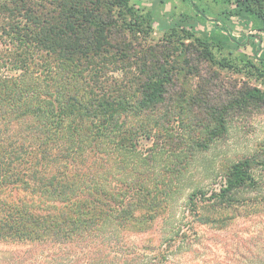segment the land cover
I'll use <instances>...</instances> for the list:
<instances>
[{
  "label": "trees",
  "instance_id": "1",
  "mask_svg": "<svg viewBox=\"0 0 264 264\" xmlns=\"http://www.w3.org/2000/svg\"><path fill=\"white\" fill-rule=\"evenodd\" d=\"M151 1L140 14L132 0H0V244L29 248L0 251V264L169 263L218 210L262 188L264 159L229 163L219 188L187 194L190 214L172 216L159 246L130 241L157 223L171 185L225 137L231 115L264 103L254 87L217 101L200 74L204 88L187 99L170 63L140 58L127 39L177 31L199 60L223 70L238 61L264 81V0H226L214 20L204 0H187L190 13L175 18L159 13L165 0Z\"/></svg>",
  "mask_w": 264,
  "mask_h": 264
},
{
  "label": "rangeland",
  "instance_id": "2",
  "mask_svg": "<svg viewBox=\"0 0 264 264\" xmlns=\"http://www.w3.org/2000/svg\"><path fill=\"white\" fill-rule=\"evenodd\" d=\"M132 3L139 9L140 14H146L152 9L151 0H132ZM201 4L210 9L209 19L211 20L218 18V14L222 11L231 8L226 0H204ZM158 11L160 14L170 13L173 18L190 13L187 0H165V4H161ZM206 26L211 29L213 22H206ZM171 33L173 31L163 34L153 30L150 35L143 36V34L135 35L127 32V39L140 58L146 60L152 54L160 60L169 62L170 65L167 68H172V72L177 74L176 91H186L187 99L198 94L202 79L208 84L211 82L208 88L217 101L224 102L232 96L239 97L240 91H245L247 87L264 91L263 79L256 74L252 75L244 64L236 61L239 67L236 65L235 70L219 69L199 60L195 54L186 52L185 46L189 44V41L183 40V33L176 31V34L170 35ZM234 35L237 37L241 35L236 25ZM5 48L0 46L3 54ZM246 54L251 55L252 49H247ZM193 57L197 61L193 62L191 70L198 68L199 73H195L196 75L189 71L187 64ZM134 67L135 65L130 62L126 68L127 72L133 73ZM113 68L111 76L119 77V79L125 76L119 73V69ZM199 74L202 79L197 77ZM204 86L205 84L202 87ZM144 144L147 147L152 146L151 141H146ZM143 155H146V151ZM252 156H260L264 159V103L261 107L251 106L247 110L237 111L231 115L225 137L214 144L200 160L190 165L187 171L178 176L176 179L178 182L171 185L175 194L167 201V205H161L158 212L156 211L157 223L150 226L140 225L128 235L130 241L141 248L159 246L163 239V232H167L170 228L172 216L181 217L182 214H190L185 198L196 184L208 185V191L211 192L221 186L225 165ZM155 161L154 172L158 175L161 170H164V165L169 162V158L164 155ZM256 175L259 181L264 183V169L258 170ZM214 218L217 219V223L210 222L200 226L197 235L192 234L190 246L177 252L169 263L164 264H264V184L262 188L244 192L240 203L226 210H218L217 217L214 215ZM28 250L29 248L25 247H8L0 244V251H11L15 256H23ZM31 254L36 255L34 252Z\"/></svg>",
  "mask_w": 264,
  "mask_h": 264
}]
</instances>
